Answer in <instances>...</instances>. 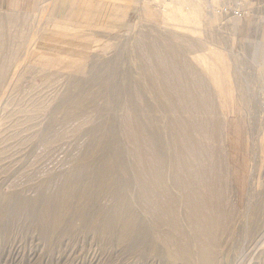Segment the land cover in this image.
Listing matches in <instances>:
<instances>
[{"label":"rangeland","instance_id":"obj_1","mask_svg":"<svg viewBox=\"0 0 264 264\" xmlns=\"http://www.w3.org/2000/svg\"><path fill=\"white\" fill-rule=\"evenodd\" d=\"M263 80L264 23L196 0L6 1L0 264H264ZM133 107L155 145L134 137ZM186 125L184 149L170 128ZM183 162L214 191L201 231L175 186ZM140 175L177 197L174 221L156 228Z\"/></svg>","mask_w":264,"mask_h":264},{"label":"bare ground","instance_id":"obj_2","mask_svg":"<svg viewBox=\"0 0 264 264\" xmlns=\"http://www.w3.org/2000/svg\"><path fill=\"white\" fill-rule=\"evenodd\" d=\"M220 56L221 55H218L219 58H221ZM170 93H171L170 90H165L164 93L162 92V94H165L168 97V100L171 99L172 101L173 97L171 96L172 94ZM160 102H163V101H160ZM175 105L176 104H174L172 107H174ZM134 113H135V109L133 107L132 108L133 117H132V122H131V128L132 129L135 128L134 137L141 142H144V141L150 142L151 140L150 145L152 144L155 145L156 143L152 141L153 136L151 138L150 137L151 135L144 131V127L140 125L139 118L135 117L136 114ZM165 113L169 114V111H165ZM175 116L176 115H173L172 118L170 117L171 119H173L172 120L174 122V123L172 122L173 125H176L180 121L179 118L177 116L175 118ZM187 126L188 125L184 126L183 130L181 131L182 133L178 130H175V127L170 128L171 137H172L171 143L177 144L178 140L183 139L184 140L183 145L185 149L187 144L191 142L193 138V133L192 131L188 130ZM181 152L184 153L185 151L181 149ZM140 154L143 156L146 155L144 151L140 152ZM156 154L157 153H154L155 158H156ZM142 164L143 165L145 164L144 160H142ZM146 165L147 164H145L144 166ZM181 166L185 167L184 174L173 173L175 174V176L179 175L178 179L175 182V186L178 187L183 193L181 201L183 202V204L185 205L187 209L188 220L190 221V224L193 225L194 228H199V230L201 231V229H203L204 226L208 223L207 220H209L208 216L205 217L204 210L211 204L209 193L214 192V191L213 189H210L211 186L207 183V180L206 179L203 180V174H201L199 171H193L191 168L188 167V164L186 165V162H183ZM159 173L161 172H157L156 177L161 179L162 173L161 174ZM199 177H201V181L198 180ZM138 179L141 182L142 194L139 195V197H137V201L138 202L141 201L142 204H145V208L147 209L149 213L155 214L154 218L157 219L159 222L158 225H155L156 228L159 226V224H162L161 222L163 221H167L170 223L174 221L175 220L174 206H175V203L178 202V199L171 192L170 188L160 184V182H156L155 179L151 181L149 178H147V176L142 177L140 175ZM124 184H125L124 186V189H125L128 186V183H124ZM137 201H136V198H134L133 203ZM222 217H223L222 214H218L216 215L215 220L217 219L219 223ZM170 227H173V226L170 225ZM175 229L178 230V228H174L173 231L171 230L165 231L164 238L167 241H170V242L173 241L176 244V247H177L176 250L178 251V252L176 251L175 254H179L180 256H182L183 255L182 253L186 254L188 252V246L184 241L185 233L182 230V228H180L182 237L181 236L178 237V235L175 234ZM201 257L205 259L207 258V255L203 254L201 255Z\"/></svg>","mask_w":264,"mask_h":264},{"label":"built area","instance_id":"obj_3","mask_svg":"<svg viewBox=\"0 0 264 264\" xmlns=\"http://www.w3.org/2000/svg\"><path fill=\"white\" fill-rule=\"evenodd\" d=\"M204 12L223 21L256 19L264 23V0H196ZM258 91L259 106L264 110V80Z\"/></svg>","mask_w":264,"mask_h":264},{"label":"crops","instance_id":"obj_4","mask_svg":"<svg viewBox=\"0 0 264 264\" xmlns=\"http://www.w3.org/2000/svg\"><path fill=\"white\" fill-rule=\"evenodd\" d=\"M8 1L9 3H11L13 0H0V8L3 6V4Z\"/></svg>","mask_w":264,"mask_h":264}]
</instances>
